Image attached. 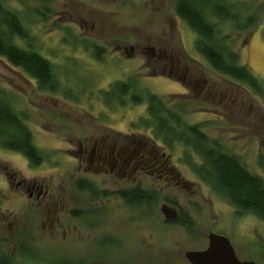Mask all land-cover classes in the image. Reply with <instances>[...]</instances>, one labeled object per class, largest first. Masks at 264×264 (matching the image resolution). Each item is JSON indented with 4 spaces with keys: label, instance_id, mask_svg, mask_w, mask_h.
<instances>
[{
    "label": "rangeland",
    "instance_id": "1",
    "mask_svg": "<svg viewBox=\"0 0 264 264\" xmlns=\"http://www.w3.org/2000/svg\"><path fill=\"white\" fill-rule=\"evenodd\" d=\"M4 1L19 12L34 38V49L52 61L60 83L57 92L40 90L36 79L0 56V88L24 112L36 146L47 155L35 169L23 153L0 146V167L8 164L28 178L53 172L56 188L63 184L65 189L67 211L61 217L66 239L59 230L47 247L42 230H36L40 246L56 252L55 264H85L82 259L88 264H192L186 252L206 248L212 231L229 237L241 260L264 264V220L238 213L227 198L214 192L185 162L182 144L170 149L153 128H137L147 115L146 101L136 104L130 94L109 98L114 82L133 79L138 89L157 93L173 109L182 108L188 123L199 124L264 178V94L211 67L197 50V33L176 13L177 0ZM228 1L241 6L243 15H252L255 23L240 31L216 19L217 37L238 51L241 63L264 81V0ZM94 45L105 49L102 56L95 55ZM148 47L155 48L154 56ZM159 55L166 61L180 60L201 81L214 83L215 92L200 94L168 69L160 71ZM96 127L115 136L153 137L171 155L182 182H153L157 177H148L142 186L160 193L152 206H129L117 194L93 200L78 188L77 160L64 148L69 138ZM194 159L200 161L197 155ZM2 173L0 169V187L5 188ZM84 177L100 191L134 187L113 174L91 171ZM21 201L7 199L11 204ZM163 204L175 206L179 214L183 209L194 225L188 229L167 220Z\"/></svg>",
    "mask_w": 264,
    "mask_h": 264
},
{
    "label": "trees",
    "instance_id": "2",
    "mask_svg": "<svg viewBox=\"0 0 264 264\" xmlns=\"http://www.w3.org/2000/svg\"><path fill=\"white\" fill-rule=\"evenodd\" d=\"M175 9L178 16L197 33V50L216 72L247 84L256 93L264 94V81L247 64L241 63L238 51L221 44L217 37L216 19L230 22L242 31L254 25L252 15L244 16L242 7L228 0H177ZM33 41L19 12L0 0V56L36 79L40 90L57 92L60 83L55 76L53 63L34 49ZM103 52V47L94 45L97 57L102 56ZM137 87L133 79L127 83L114 82L109 98L122 99V95L130 94L136 104L146 101L147 115L141 118V125H136L137 128H153L156 137L170 149L182 144L185 147V162L214 192L227 198L238 213H251L264 220V178L252 172L238 155L212 139L199 124L188 123L183 117L182 108L173 109L162 96ZM0 146L23 153L32 166L45 160L43 151L34 142V134L24 112L15 107L13 99L1 88ZM194 155L200 161L195 160ZM78 187L91 193L96 200L117 194L133 207L152 206L160 195L157 188L149 189L142 185L111 192L100 191L95 183L84 180ZM192 219L181 209L179 217L170 222L189 229L194 225ZM80 261L88 264L85 259Z\"/></svg>",
    "mask_w": 264,
    "mask_h": 264
},
{
    "label": "flooded vegetation",
    "instance_id": "3",
    "mask_svg": "<svg viewBox=\"0 0 264 264\" xmlns=\"http://www.w3.org/2000/svg\"><path fill=\"white\" fill-rule=\"evenodd\" d=\"M130 48L135 50L133 45ZM146 49L155 55L154 47ZM160 61V71L168 69L186 87H193L200 94L211 95L215 92L214 83L207 79L201 81L198 73L190 72V67L182 66L180 60L166 61V57L159 55L157 63ZM67 142L69 146L64 150L77 160L76 172L81 174L77 179L78 185L89 179L84 176L91 171L96 174H113L129 181L134 187L146 184L148 177H157L153 182H182L180 173L171 164V155L153 137H137L134 133L115 136L104 127H96L69 138ZM44 156L46 159L45 153ZM44 161L33 168L39 169ZM0 169L6 183L5 188L0 187V264H55L56 252L46 248L54 242L59 230L62 238L67 237L61 217L67 211L63 184L56 188L53 172L38 173L28 178L19 176L18 171L11 169L8 164ZM70 177L74 178V174ZM4 191L10 196L4 197ZM12 197L21 198L22 201L8 203L7 199ZM92 199L96 200L93 196ZM39 229L42 230L47 247L40 246L41 238L36 235Z\"/></svg>",
    "mask_w": 264,
    "mask_h": 264
},
{
    "label": "water",
    "instance_id": "4",
    "mask_svg": "<svg viewBox=\"0 0 264 264\" xmlns=\"http://www.w3.org/2000/svg\"><path fill=\"white\" fill-rule=\"evenodd\" d=\"M162 212L170 221L179 217L177 208L169 204L162 205ZM186 258L192 264H257L253 259L241 260L230 238L213 231L209 233L208 246L187 251Z\"/></svg>",
    "mask_w": 264,
    "mask_h": 264
}]
</instances>
